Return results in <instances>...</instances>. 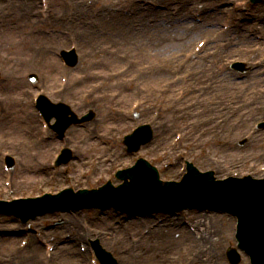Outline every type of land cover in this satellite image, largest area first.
Instances as JSON below:
<instances>
[{"label":"rangeland","instance_id":"obj_1","mask_svg":"<svg viewBox=\"0 0 264 264\" xmlns=\"http://www.w3.org/2000/svg\"><path fill=\"white\" fill-rule=\"evenodd\" d=\"M9 1L26 0H0V6L5 7ZM34 1L36 22H32L34 17H24L20 23L6 17V24L14 25L15 30L11 37L0 42V200L37 197L67 187L91 188L111 179L117 169L130 166L137 156L155 164L166 179H174L180 174L184 159L200 170H213L218 178L232 174L264 176V130L253 128L255 122L264 120V52H260L264 47V29L258 30V22L264 23L262 13H259L257 25L250 16L251 22L248 21L242 31L244 37L237 30H230L228 9L224 8V13L217 17L209 15L213 13L211 0L209 4H196L207 15L203 22L194 18V24L190 18L180 20L183 14L188 15L187 10L176 13L165 7L163 0H148L151 9L132 16L124 15L129 7L125 0H85L84 5L78 4L83 6L80 9H86L90 18H96L101 10L119 11H113L107 19L89 18L86 24L71 27L67 31L70 38L61 31L53 36L58 37L54 40L52 37L38 41L35 37L29 39L35 36V33L31 36V30L21 43L17 37L12 38L15 32L22 35L28 28L44 25L38 13L45 11L40 0ZM60 1H53V4L65 11L66 0ZM225 2L233 4V0ZM192 4L188 2L187 5ZM259 6L264 10L263 5L256 7ZM13 10L21 21V12ZM235 11L231 9L230 16ZM144 12L148 17L141 19L140 14ZM242 13L244 11L237 12L236 18L241 19ZM197 15L199 13H194L193 17ZM142 21L146 26L144 35L137 33L143 29L137 27ZM94 22H99V28L90 25ZM224 25L226 29H223ZM180 36H184L185 41L181 42ZM165 38L174 42L163 43ZM200 40L206 43L194 53ZM39 42L43 43L40 47L36 44ZM28 43L34 47L27 48ZM72 44L77 47L79 61L75 68H66L58 59V51L68 49ZM11 45L13 49L9 50ZM242 47L244 52H240ZM257 48L260 50L256 51ZM37 49L42 53L38 50L36 54ZM236 49L239 54H235ZM44 53L55 60L52 65L50 60L47 64L44 62ZM28 58L31 63L24 66L23 60ZM232 61L254 64L253 71L246 74L233 71L230 69ZM204 64L208 65L209 71H205ZM29 75L36 76L34 85L28 79ZM38 92L54 101H64L79 115L90 107L96 111V119L82 127L73 126L64 139H57L49 130L44 131L30 100ZM134 105L135 111L143 112L139 117L132 113ZM166 121L168 125L164 126ZM144 122H151L154 127L152 142L142 147L138 154L125 153L122 136ZM176 135L181 137L179 146L174 145ZM245 137L247 142L239 147L238 143ZM63 146L72 149L77 158L67 165L52 166ZM187 146L189 149L185 152L183 148ZM175 147L181 151L180 157H177L179 152ZM5 155L14 159L8 173L2 167ZM91 157L96 160L89 159ZM28 167L35 168L34 172L40 173L41 178L34 179L35 174ZM184 216L183 219L198 230L196 235L203 232V236H208V242L201 243L199 248L208 260H199L201 253L192 246L191 239H184L166 249H160L164 244L160 243L157 249L163 255L157 259L158 264H227L225 249L235 243L232 219L213 212L205 215L187 212ZM67 217L72 219L68 222ZM0 218V264H45L40 256L32 257L33 243L39 246L42 258L49 260V264H57L59 257L65 264L60 252L52 259L46 257L44 248L35 239L42 237L46 245L61 247L66 241L63 236L67 235L74 238L70 244L73 253L65 254V258L72 259V264H91L93 254L89 242L95 238L115 256L118 264L152 262L148 257L151 250L142 246L141 241L134 244L126 240L132 232L131 240L139 236L141 240L149 241L147 245H153L152 234L143 232L148 231L149 223H155L154 219H148L146 223L140 220L126 222L122 214L94 209L51 211L26 223L13 215L0 214ZM199 220L200 224H197ZM85 235L89 236L88 240ZM28 236H31L28 238L31 247L30 244L22 246L21 242ZM198 239L196 237V241ZM120 240L126 241L125 247ZM112 243L120 245V249ZM84 247L86 251H83ZM241 264H247L245 256Z\"/></svg>","mask_w":264,"mask_h":264},{"label":"bare ground","instance_id":"obj_2","mask_svg":"<svg viewBox=\"0 0 264 264\" xmlns=\"http://www.w3.org/2000/svg\"><path fill=\"white\" fill-rule=\"evenodd\" d=\"M43 1H44V7H46L47 10H45V12H41L40 11L38 13V15L43 19V21L45 23H47L48 25H50V27H42L40 31L36 32L35 36H32L29 39H32L33 37H35L38 41H41V40L42 41H46L47 38H52L55 34L61 33V31H62V33L69 31V29L71 27H75L77 24H86L87 21H88V19L90 18L87 15V13L85 12L86 9H82V8L80 9V7H83V6H81V4L84 5V2L83 1H85V0H66L65 1L66 10L65 11H64V9H62V7L58 6L57 4H55V5L53 4V1L55 3H58V2H61L60 0H43ZM93 1H96V0H93ZM118 1H120V0H118ZM211 1H212L213 13H211L209 15H212L214 17H217L218 15H220L223 12V9L224 8L222 6H219L221 8L218 9V8H216V6L221 5L224 0H215V1L214 0H211ZM211 1L210 0H203V1H199V0H163V3L165 4L164 6L167 7L168 9H170V10L174 9L175 6H176L177 7L176 10H178V9L179 10H183V9L184 10H187L188 9L190 11V10H195L197 8L196 4H199L200 5V3H202V2H204L206 4H209V2H211ZM125 2H128L129 3V7H127L125 9V11H124V8L123 7L121 8V9H123V11L125 13L124 15L128 14L129 16H132L134 14H137L138 12H141L142 10L149 11L151 9L147 5L149 3L148 0H129V1L128 0H125ZM173 2H175L176 4H180V5H174ZM188 2H191V3H194V4L187 5ZM78 3H81V4H78ZM170 4L173 5L171 8L169 7ZM5 5H6L5 7L7 9H9V11L5 7H2V5L0 6V15H1V13H5V16H3V17L0 16V42H1V39H5L6 37H11V34L15 30V26L14 25L10 27L8 24H6L7 23V20L5 19L6 17H8V18L11 17L14 20L17 19V22L18 23L23 22L25 20V19H23L24 17H32V18L34 17L33 20H32V22H36V19H37L36 15L34 14V8H35V1L34 0H26L25 2H23V1H14V2L9 1V2L5 3ZM13 7L17 11H19V13L21 12V16L19 15L22 18L21 21L18 18V16L16 18V14H15V11L13 10L14 9ZM202 10H203V8L200 7V11H202ZM113 11L116 13L117 11H119V9H114V10H109V11H107V10L102 11L101 10L100 11L101 13L99 12V14L97 15L96 18H90V19H97V18L98 19H101V17L107 19L108 17H110V15L112 14ZM90 12H92V10H90ZM31 14L33 16H31ZM235 16H236L235 13H233V15L231 16L234 19L231 22L230 30L231 31H233V29L234 30H237L239 32V34H241V35H243L245 37L246 35L242 31L244 30V25H245L244 24V21H245V19H248V17L242 15V22L237 23L236 22L237 21V18ZM263 16H264V13H263ZM92 17H94V16H92ZM147 17H148V13H146V12L140 14V18L141 19H145ZM185 18H190L191 23L194 24L193 19H191L192 17H188V16L183 15L180 18V20L182 21ZM199 19H201V17ZM211 19L213 20V17H211ZM27 22H28V20H27ZM94 23H97V22H94ZM214 24L216 25V23H214ZM134 25H136V22L134 23ZM137 27L139 28V30L141 28H143L142 30H140L137 33H141L142 35H144V30L146 29V26L143 25V21H142V23L137 24ZM245 29H247V25L245 26ZM30 31L31 30H24V32L22 33V35H19V33L15 32L13 34L12 38H16L17 37L18 41L21 42V43H23L25 41V39H26L25 37H27V35H28V33ZM55 38H58V37H53V40ZM176 38H178V37H176ZM186 39H188V38H186ZM179 40L181 42L182 41H185V37L184 36H180ZM232 40H234V38ZM171 41H172L171 38H165L164 41H163V43L164 42H167V43H171L172 44L174 41L173 42H171ZM6 42H7V40H6ZM14 43H15L16 46L18 45L16 42H14ZM36 44L40 47V46H42L43 43L42 42H39V43H36ZM27 45H28L27 48H29V49H31L32 47H34L33 44H29L28 43ZM8 49L9 50L13 49V46L11 45V47H9ZM38 50H39V54H40V51L42 53V50L41 49H37L36 54H38ZM255 50L258 51L260 49L257 48ZM237 51H239V50L236 49L235 50L236 53L235 52L234 53L235 54H239V52H237ZM240 52H244L243 47H242V49H241ZM260 52H264V47L263 46H262ZM46 55H47V53L45 54L44 62L47 64L48 61L50 60V63L52 65V60H54V59H50ZM239 56H241V55H239ZM243 56H241V57H243ZM262 57H264V56L262 55ZM23 62H24V66L25 65L28 66L31 63V58H28V60L27 59H24ZM54 62H55V60H54ZM239 62L241 63V62H245V61H239ZM204 65L206 66L205 67V71H209L208 65H206V64H204ZM58 69H59V67H58ZM14 71L17 73V70L16 69H14ZM52 72H54V69H53ZM162 72H163V70H162ZM140 113L142 114L143 112L136 111L134 113V115L139 116ZM245 113L246 112H243L242 114H245ZM163 125L164 126H167L168 125L167 121L165 123H163ZM157 126H159V125H157ZM157 126H156V128H157ZM164 126H161V128L163 129ZM91 145H94V143L91 144ZM131 148H133V147H131ZM131 151H133V152H130L131 154L136 153V151L133 150V149ZM39 154L40 153H38V155ZM89 159L93 160L92 157L89 158ZM81 163H84V162H81ZM231 167H233V166H231ZM28 168L29 169L31 168L32 171H33V173L35 174V178L34 179L41 178V177H39V175H41L40 173H35L34 172L35 168H32V167H28ZM131 169H133V168L125 167L123 170H131ZM221 169H223V167L222 168H219L218 170H221ZM142 172L143 171L141 170V173ZM130 177L131 176L129 174L126 176L125 184H129V178ZM136 177L138 178V179H136V186H138V185L141 184L140 179H142V177H140V176H136ZM27 179H28V177H27ZM164 180H165V177H164ZM227 203H231V202L228 199L223 200L221 202L222 205H225V207L223 208V211H222V208L219 207V206H217L214 209H215V211H218L221 214H224L226 217L231 218V217H229V216H227L225 214V213H230L231 212V207H229L227 205ZM182 214H186V213L182 212ZM70 219H72V218H70V217H67L66 218V220L68 222L70 221ZM1 220H2V218H0V221ZM170 220H171V218H168L166 220V223L168 221H170ZM232 221H234V220L232 219ZM198 222H200V220ZM162 223H163V221H161V223L157 225V227L159 226L158 228H153V229L150 228L149 229L150 232L149 231L147 232V234L150 233V235L152 234V236H153V238H152L153 239V245L152 244L151 245H147L149 243V241L141 240L139 236L137 238H135V240H131L133 238V234H132V232H129L128 233L127 238H129V239L126 240V241H129V243L134 242V244H136V242L139 243L141 241L140 243H141L142 246H146L147 249L151 250L149 252L150 255H148V257L152 259V262H150L148 264H158V260L157 259L160 258L163 255V254H160V251L157 249L159 247L160 243H164L160 247V249L161 248L166 249V248H168L170 246L172 247V245L174 243L177 244V245L180 244V243H182L184 239H186V240L191 239L190 242H191L192 246H195L196 249H198V252L201 253L202 256L200 257L201 259H199V260H201L203 262H204V260L205 261L208 260V256L206 257V253L202 252L203 249L202 250H199V248L201 247V243H203L205 241L208 242V239H207L208 236H202V237H200L198 239V241H196V237L194 236L195 235L194 232L192 233V231H190V230L187 231V230H184L183 228L178 229V230L176 229V230L165 231L166 230L165 229L166 225L165 224H162ZM219 223H221V221H219ZM74 224H76V223H74ZM153 231H155V232H153ZM151 232H153V233H151ZM57 235H59V234H57ZM174 236H175L176 239H174ZM88 237H89L88 235H85V239L88 240ZM63 238H65V240L67 242L64 241V244H62L61 247L60 246L59 247H56L55 246L54 249H53V251H52L53 253L51 254L52 256H51L50 259H52L57 254V252H60V253H62L61 255H63V261H64V263L65 264H72V262H71L72 259L65 258V254L67 255V254H72L73 253V249L74 248L71 247L70 244H73V239L74 238L72 236H70V235L63 236ZM44 240H45V238L42 241H44ZM103 240H105V238H103ZM59 241H62V239L59 240ZM120 241H121L120 243L125 247L126 246V241H122V240H120ZM11 242L12 241H10L9 244ZM112 246L115 247L116 249H120V245H118L117 243L116 244L112 243ZM31 251H32V253H31L32 254V257L34 259L36 258V256L37 257L40 256L39 259L41 260V262H45V264H49L50 263L49 260H47V259L44 260L42 258V256H41L42 255V252L40 251L39 246L33 245V247L31 248ZM126 252H127V250L126 251H123V254H125ZM127 255L128 254H126V257H127ZM124 258H123V260H124ZM56 263L57 264H62L63 263L62 260L60 261V257L57 259ZM122 263L125 264V262H122Z\"/></svg>","mask_w":264,"mask_h":264}]
</instances>
